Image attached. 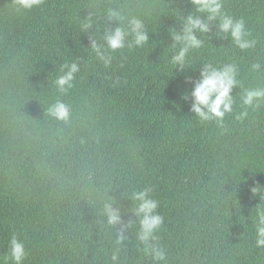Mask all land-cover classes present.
Listing matches in <instances>:
<instances>
[{"label":"trees","instance_id":"1","mask_svg":"<svg viewBox=\"0 0 264 264\" xmlns=\"http://www.w3.org/2000/svg\"><path fill=\"white\" fill-rule=\"evenodd\" d=\"M223 3L244 19L253 46L240 49L217 18L207 33L194 32L204 46L189 50L181 72L171 66L182 47L173 32L188 15L206 19L191 0H44L31 10L0 0V258L15 234L28 251L24 264H112L117 249L118 264H264L255 245L264 102L235 118L245 111L243 90L264 87V0ZM111 11L125 24L143 21L149 41L108 50L105 66L91 44L107 48L105 33L121 26ZM73 61L75 85L61 94L53 81ZM207 64L239 71L223 125L191 111ZM57 99L70 107L67 122L47 114ZM145 188L163 217L151 241L165 250L162 261L138 241L132 194ZM106 203L120 210L119 224H108ZM121 230L126 239L117 245Z\"/></svg>","mask_w":264,"mask_h":264},{"label":"clouds","instance_id":"2","mask_svg":"<svg viewBox=\"0 0 264 264\" xmlns=\"http://www.w3.org/2000/svg\"><path fill=\"white\" fill-rule=\"evenodd\" d=\"M196 12L206 15L205 20H201L200 16L191 14L184 21L183 31L180 33L173 32L174 39L182 44L179 51L172 55V68L179 67L181 72L184 68L191 65L190 49H198L204 46L203 40L198 38L194 32L201 34L209 31V22L219 18L218 28L220 33L225 37L231 36L233 42L240 49L245 50L253 46L249 41L248 30L244 23V19H234L230 13L224 11L223 0H191ZM44 0H14V4L23 10H31L39 7ZM109 15L121 22L120 27H115L105 33L103 39L107 43V48L103 44H97L93 41L91 44L92 51L101 59L105 66L110 62L111 57L106 55L108 50L116 52L126 47L131 48L143 47L149 41L147 27L143 21L132 18L124 23V17L118 12L111 11ZM179 15V13H177ZM85 29L91 27V23L84 25ZM131 37V40L128 38ZM171 51V49L169 50ZM260 65H253V69H259ZM80 71L78 62L73 61L63 64L59 69V75L54 79L53 83L61 94L68 93L75 85L76 75ZM239 71L235 65L224 64L215 66L207 64L200 72L199 78L194 82L191 90L192 98L191 111L194 112L201 121H213L223 125L225 119L231 116L236 106V99L232 95L233 89L240 84L238 80ZM188 94L183 96L187 99ZM245 111L236 115V119L243 121L248 116L247 109H256L264 102V87H253L244 89L240 97ZM47 114L58 121L67 122L70 119V107L62 100L57 99L47 108ZM150 189L145 188L143 191L133 192L132 199L136 203L135 213L140 217V229L138 232V241L142 243L146 254L152 255L156 261L165 259L166 253L162 247L153 246L151 241L156 239L155 232L158 231L163 223V217L157 214L156 209L158 202L149 196ZM253 194L259 189L253 187ZM102 214L107 216L108 224L115 226L121 222L120 210L106 203L101 209ZM126 237L122 234L115 241L120 245ZM255 245L258 249L264 251V207H261L257 213ZM28 257L25 243L13 234L8 243L7 253L0 258V264H24ZM112 264H118L119 250L113 252L110 257Z\"/></svg>","mask_w":264,"mask_h":264}]
</instances>
